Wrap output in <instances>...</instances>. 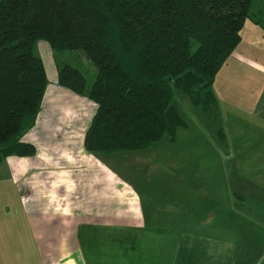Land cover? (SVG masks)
<instances>
[{"label": "trees", "instance_id": "trees-1", "mask_svg": "<svg viewBox=\"0 0 264 264\" xmlns=\"http://www.w3.org/2000/svg\"><path fill=\"white\" fill-rule=\"evenodd\" d=\"M254 0H0V163L33 156L23 140L49 86L38 40L54 51L78 50L97 69L69 63L58 84L96 102L85 149L135 151L174 138L186 121L176 90L204 109L216 105L213 84L237 48Z\"/></svg>", "mask_w": 264, "mask_h": 264}, {"label": "rangeland", "instance_id": "rangeland-1", "mask_svg": "<svg viewBox=\"0 0 264 264\" xmlns=\"http://www.w3.org/2000/svg\"><path fill=\"white\" fill-rule=\"evenodd\" d=\"M261 1L252 3L251 15L255 18L261 17L257 10ZM251 22L254 21L248 18L247 23ZM246 29L248 26L242 29L241 42L215 78L212 88L217 96L216 105L204 109L192 103L184 91L176 90L175 104L186 124L177 128L174 138L164 137L152 147L112 154L88 153L83 144L96 102L63 89L61 93H52L37 116V126L35 122L30 129L39 158L31 168L27 167L28 171L25 168L20 173L22 181L17 184V190L21 199L34 198L32 185L36 183L39 196L49 201L68 196L72 210H77L75 199L94 198L88 194L94 188L85 185L91 184L96 190L107 178L113 185L119 180L115 173L140 184V190L143 183L151 181L161 184L163 189L170 188L161 196L168 202L182 199L181 203H188L187 208L186 204L180 205L185 216L201 213L197 208L203 197H193L194 189L223 210L233 230L238 232V227H243L238 220L239 211L245 212L243 221L250 224L248 213L253 209L256 213L264 212L260 207L264 205L257 204L258 198L264 196V39H254ZM34 49L45 63L48 87L59 86L58 68L66 63L85 74L88 88L92 85L97 69L82 52L54 51L46 40H38ZM62 151L71 161L59 167ZM64 187L68 192L60 194ZM99 192L102 206L108 205L107 189ZM241 197L246 199V209L242 207ZM210 202L202 205L203 211L213 207ZM195 221L192 218L185 227H195Z\"/></svg>", "mask_w": 264, "mask_h": 264}, {"label": "crops", "instance_id": "crops-1", "mask_svg": "<svg viewBox=\"0 0 264 264\" xmlns=\"http://www.w3.org/2000/svg\"><path fill=\"white\" fill-rule=\"evenodd\" d=\"M257 10L264 19V0ZM245 26L254 39H264L262 24L246 21ZM61 89L82 96L60 85L51 86L43 105L52 93H61ZM37 124L38 120L35 127ZM32 130L23 140L35 145L30 138ZM62 153L59 167L71 161ZM38 158L36 151L33 156L10 155L0 163V264H264V212L256 213L253 209L248 213L251 223L247 224L243 221L245 212L239 211L238 220L243 227H238L237 232L229 225L223 210L197 190L193 189L192 196L203 197L197 208L201 213L185 216L180 205L186 204L187 208L188 203H181L182 199L168 202L161 196L170 188L163 189L161 184L151 181L143 183L140 190V184L115 173L119 180L113 185L109 178L102 180L96 190L91 184L85 185L94 188L88 191L94 198L75 199L77 210H72L68 196H58L53 201L39 196L36 183L32 185L36 195L26 201L17 190L22 181L20 173L31 168ZM64 189L59 193L66 194L68 191ZM99 189L102 193L107 189L109 193L106 206H102ZM172 192L176 193L174 189ZM262 197H255L258 205H264ZM241 198L246 209V199ZM209 202L213 207L203 211L202 205ZM192 218L197 219L195 227H185Z\"/></svg>", "mask_w": 264, "mask_h": 264}]
</instances>
